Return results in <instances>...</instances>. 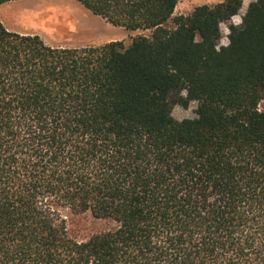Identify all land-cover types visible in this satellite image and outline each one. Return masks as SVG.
<instances>
[{
  "label": "trees",
  "instance_id": "16d2710c",
  "mask_svg": "<svg viewBox=\"0 0 264 264\" xmlns=\"http://www.w3.org/2000/svg\"><path fill=\"white\" fill-rule=\"evenodd\" d=\"M76 1L147 33L62 46L0 21V264H264V0L237 24L243 0ZM87 212L112 226L74 237Z\"/></svg>",
  "mask_w": 264,
  "mask_h": 264
},
{
  "label": "rangeland",
  "instance_id": "374dc122",
  "mask_svg": "<svg viewBox=\"0 0 264 264\" xmlns=\"http://www.w3.org/2000/svg\"><path fill=\"white\" fill-rule=\"evenodd\" d=\"M222 0H178L174 14L187 15L194 7L202 4H215ZM243 0L239 13L231 22L239 23L248 3ZM0 21L10 30L39 34L51 45L82 46L101 45L114 40H122L126 45L135 36L147 31L128 30L114 26L100 16L94 15L76 0H14L0 4ZM222 37L219 45H225L227 23L221 24ZM196 102L188 107L174 104L172 116L178 120L195 117ZM259 109L264 111V99L259 102ZM112 223L97 220L90 213L76 215L71 219L70 231L76 238H83L91 233L111 227Z\"/></svg>",
  "mask_w": 264,
  "mask_h": 264
}]
</instances>
